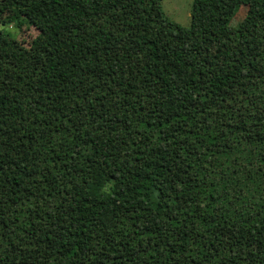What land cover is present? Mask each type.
I'll list each match as a JSON object with an SVG mask.
<instances>
[{
    "label": "trees",
    "instance_id": "obj_1",
    "mask_svg": "<svg viewBox=\"0 0 264 264\" xmlns=\"http://www.w3.org/2000/svg\"><path fill=\"white\" fill-rule=\"evenodd\" d=\"M160 2L0 0V264H264V0Z\"/></svg>",
    "mask_w": 264,
    "mask_h": 264
},
{
    "label": "rangeland",
    "instance_id": "obj_2",
    "mask_svg": "<svg viewBox=\"0 0 264 264\" xmlns=\"http://www.w3.org/2000/svg\"><path fill=\"white\" fill-rule=\"evenodd\" d=\"M193 0H161V10L165 16L175 22L178 33L186 39H199L205 36L206 32L194 19L191 13ZM245 7L237 5L229 19V25L235 26L244 15ZM12 12L4 11L0 15V29L9 33L20 44L27 45L29 41L38 33V30L28 24H16L12 19Z\"/></svg>",
    "mask_w": 264,
    "mask_h": 264
}]
</instances>
